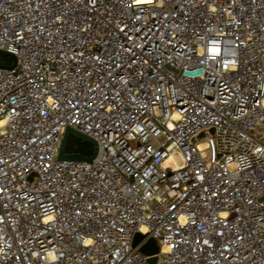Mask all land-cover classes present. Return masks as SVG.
<instances>
[{
	"label": "built area",
	"instance_id": "obj_1",
	"mask_svg": "<svg viewBox=\"0 0 264 264\" xmlns=\"http://www.w3.org/2000/svg\"><path fill=\"white\" fill-rule=\"evenodd\" d=\"M0 49V264H264V0H0Z\"/></svg>",
	"mask_w": 264,
	"mask_h": 264
},
{
	"label": "water",
	"instance_id": "obj_2",
	"mask_svg": "<svg viewBox=\"0 0 264 264\" xmlns=\"http://www.w3.org/2000/svg\"><path fill=\"white\" fill-rule=\"evenodd\" d=\"M0 53L9 54L12 55L14 58H16L13 53L8 52L4 49H0ZM14 65L15 62L10 66H14ZM71 137H75L83 142H90L94 147L93 152L90 155H86L78 151H69L68 144ZM98 149H99L98 141L96 140L95 137L74 126L68 125L66 126L63 132L57 157L59 159L92 160L97 155ZM132 242L134 246L138 245L140 251H142L145 254L151 255L148 257V260L151 263L156 262L158 256L153 254H156L160 249V244L157 238H155L154 236L147 237L146 233L137 230L134 233Z\"/></svg>",
	"mask_w": 264,
	"mask_h": 264
},
{
	"label": "trees",
	"instance_id": "obj_3",
	"mask_svg": "<svg viewBox=\"0 0 264 264\" xmlns=\"http://www.w3.org/2000/svg\"><path fill=\"white\" fill-rule=\"evenodd\" d=\"M93 149L94 147L90 142H83L75 137H71L69 140V151H78L90 155L93 152Z\"/></svg>",
	"mask_w": 264,
	"mask_h": 264
},
{
	"label": "rangeland",
	"instance_id": "obj_4",
	"mask_svg": "<svg viewBox=\"0 0 264 264\" xmlns=\"http://www.w3.org/2000/svg\"><path fill=\"white\" fill-rule=\"evenodd\" d=\"M12 59H13V57L11 55L0 53V61L1 62L12 61ZM206 135H207V132L201 131L198 134L197 139L198 140L206 139ZM173 156H174V159L176 160L177 163H181L182 162L181 153L179 151L174 152Z\"/></svg>",
	"mask_w": 264,
	"mask_h": 264
}]
</instances>
